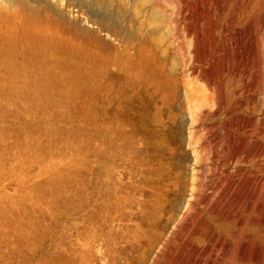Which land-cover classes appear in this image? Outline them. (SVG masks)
Segmentation results:
<instances>
[{"label": "rangeland", "instance_id": "obj_1", "mask_svg": "<svg viewBox=\"0 0 264 264\" xmlns=\"http://www.w3.org/2000/svg\"><path fill=\"white\" fill-rule=\"evenodd\" d=\"M230 1L219 32L211 0H0L7 17L43 9L96 31L115 53L87 86L71 83L57 57L23 55L13 43L0 55V264H165L170 248L207 246L204 260L236 252L242 227L197 225L210 190L264 150V0ZM139 43L156 80L129 67ZM227 55H240L232 81L220 71ZM193 184L188 220L163 252L168 219Z\"/></svg>", "mask_w": 264, "mask_h": 264}, {"label": "bare ground", "instance_id": "obj_2", "mask_svg": "<svg viewBox=\"0 0 264 264\" xmlns=\"http://www.w3.org/2000/svg\"><path fill=\"white\" fill-rule=\"evenodd\" d=\"M210 3L217 18L215 28L222 32L223 21L232 14L233 2L211 0ZM207 8H210L209 4ZM44 11L20 6L15 14L7 17L8 10L1 8L0 22L14 18L19 21V25L15 31L0 28V55H7L13 43L14 48L22 51L23 55H48L62 60L68 69H71V83L87 86L97 82L95 71L110 55H115L113 46L96 31L80 30L76 25L67 24L62 18L55 19ZM138 45V62L135 65L130 64L129 67L133 68L138 76L148 75L158 79V66L152 56L143 52L142 45ZM239 59L240 55H227L226 65L220 66L222 76L227 77L226 80L234 79ZM86 64L89 65V70L83 71V65ZM198 78L200 77L197 75L196 79ZM204 81L206 82L205 79ZM261 91L264 89H257L258 93ZM232 92L233 87L226 88V99L232 96ZM242 155L239 154L238 158ZM241 161L246 169L227 184L210 190L209 195L204 198L207 209L197 221V225L204 229L242 227L236 235L241 240L236 252L224 247L219 252V258L204 260L207 246L203 247V251L193 254L177 253L170 248V239L177 235L178 229L188 220L189 212L197 199L198 188L193 184L186 192L182 205L172 213L165 227L166 241L163 243V252L170 248L173 255L170 261L165 260V264H264V150L248 154ZM190 224L191 222H188L186 228H189ZM189 234L197 238L200 236L198 230H190Z\"/></svg>", "mask_w": 264, "mask_h": 264}, {"label": "water", "instance_id": "obj_3", "mask_svg": "<svg viewBox=\"0 0 264 264\" xmlns=\"http://www.w3.org/2000/svg\"><path fill=\"white\" fill-rule=\"evenodd\" d=\"M41 2H43V1H41Z\"/></svg>", "mask_w": 264, "mask_h": 264}]
</instances>
